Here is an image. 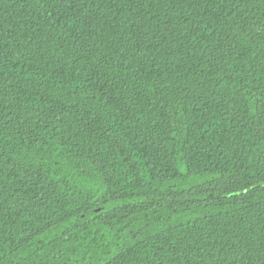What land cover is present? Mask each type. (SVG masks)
Segmentation results:
<instances>
[{"label": "trees", "instance_id": "trees-1", "mask_svg": "<svg viewBox=\"0 0 264 264\" xmlns=\"http://www.w3.org/2000/svg\"><path fill=\"white\" fill-rule=\"evenodd\" d=\"M0 264H264V0H0Z\"/></svg>", "mask_w": 264, "mask_h": 264}]
</instances>
